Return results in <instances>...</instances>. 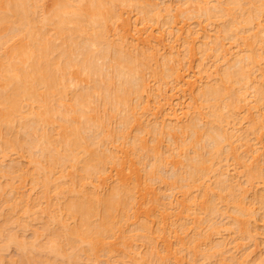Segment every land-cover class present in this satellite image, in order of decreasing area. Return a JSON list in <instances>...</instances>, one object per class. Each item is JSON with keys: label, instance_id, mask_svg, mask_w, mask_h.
Masks as SVG:
<instances>
[{"label": "rangeland", "instance_id": "obj_1", "mask_svg": "<svg viewBox=\"0 0 264 264\" xmlns=\"http://www.w3.org/2000/svg\"><path fill=\"white\" fill-rule=\"evenodd\" d=\"M154 1L156 3L158 1H160L161 4L160 3L159 4H160V7H162V8L163 7L164 8L169 7L172 13L169 10H168V12L171 13L172 16L170 14H168V15L172 18H175V19L173 20L172 18L169 17L172 20V22L170 20L169 21L170 23H168V20H167L168 16L166 15L167 17H164V15H165L164 11L166 10L165 12H167V9L164 10V8H163V14L164 15L162 14L163 15V16L161 15L162 17H160V18L156 17L157 18L156 19L155 16H150L149 19H153V20L147 21L148 18L145 15L144 16L146 18L144 16H142L143 14L138 12V9L136 8V6L131 1H122V2H120L122 5L117 4L119 7H117V5L115 6L116 9H118L117 13L119 14V12H120L121 16L119 17V15H118L117 17L112 19V21L110 20L108 22V25H107L108 40L111 39L109 41H111V42L114 41L113 43H116V42L121 43L124 46V48L128 49V50L126 49L128 52L132 51V53L134 55H135V51H136V54L138 52L139 55L141 52L148 53L146 55H150L152 53V55L154 54L156 57L155 58L153 56V58L155 60H152V61H154L160 65H163V62L166 61V59H168V56H170L169 60H171V61H169V60H167V61H169V68L172 66L171 72L174 73V75H173L170 72L171 75H169L167 77V75L170 71V69H168L167 75L165 74L166 73V71H165L164 72L165 75L163 74V77L161 76L162 74H160V76H159L158 74L161 72L163 73V70L165 69L166 66H164L163 70H162L163 66H161V68L157 67V69H161V71L156 74L157 69L156 70L154 69V68H156V65H155L156 63L153 62L154 64H152L151 61H150L151 62L150 65L152 64L151 67L154 66V68H153L154 70L153 69L151 70V68H150L151 72H148V70H149L148 66H150V65L141 67L142 71H140V73L144 75V83H146L145 84L146 87H143L144 89L142 88V92H140L141 96L138 97V99L136 98L137 97L136 94L133 98H132V96L134 94L131 95L132 103H130L131 107H130L129 111H132L131 112L132 119H134V118L135 119L131 123L132 124L131 128H128V130H127L130 132V137H129V132H127L126 138H123V139L120 138V140H119V138H117L118 139L117 140L115 138L116 136H114L115 140L112 141L111 139H113V136H112V138H110L111 137L110 136L109 138L111 141L109 142V138H108L107 142H109V143H104L105 145L108 144L107 147H105V149L109 150L110 152L105 150L104 147L100 148L102 151L101 150L99 151L97 149L99 152H105L106 151L105 154L107 152L111 153V151H112L113 152L112 154H115L114 155L115 158H113V160L114 159L117 160L116 159L117 156L119 157L118 158L119 161H117L118 164L115 163L116 162L115 160L112 161V158H111L112 154L107 153V155H109L111 158L110 159L111 163H109L110 161H108V160H107L108 165H106L107 161L104 163L106 165V167H104L105 169L103 171V174L100 173L101 175L99 178H96V179L92 178L95 181L92 180L93 181L92 182V181H90L91 180L90 179V180H88V182L85 180L84 181L85 183L82 180L79 181V179L77 177V175H78L77 172L79 171L78 170L79 168H76V167H75L76 169L72 168L73 164L75 166V163H73V161L71 162L72 166H70L71 164H70V162H68L69 163L68 165L70 166V168L68 170L70 172L67 170L66 174L65 173L60 174V173L63 171L61 169L65 170L67 167H69L68 165H59V164L56 165L54 167V169L59 170V171L61 170L60 172L57 171L59 175L57 174V172H55L54 169L52 170L51 173H49L52 175V177L48 173H46V174L49 175L51 177V179H53L54 181L56 179H60V175L64 176V174H65V177H67L66 175L68 174V177L70 179L67 178L68 180H66V178L62 177V179H63L62 182L64 184H66V187L63 183H60V180H58L59 182L57 181L58 183L61 184L60 187L64 186L63 187L64 189H67L68 185H70V184H71L70 185L71 188H73V186L76 187V188L72 189L73 191L70 190L71 188H69V191H67L68 190L67 189V190H65L66 192L65 191L62 192V193H64L65 197H68V195H69V197H68L69 199H68V198H65L61 192L58 193L57 192L58 190H55L56 187H55L54 183H52V184H54L53 187H52V184H50L52 187L51 191H50V189H48L49 190L48 191L47 189H45L43 187L42 180L43 179L45 180V178H46L45 177L46 175H44L45 173L43 174L44 175L43 179H42L43 175L40 176L41 174L37 175L36 172L33 173V170H34L33 168H35L34 167L35 162L32 163L31 160H33V159H30V158H31L32 154H33V157H36L35 155H37V156L39 155L37 149H36L37 154L35 153V155H34V152H31L32 150H30V151L27 150V148H26L27 146H25L26 143H25V145L23 143H17L16 145L19 148H15V144H14L13 147L11 146L12 147L11 149L7 148V149H9L7 151H4V149H1L0 152H2V154H4L5 152L7 153L9 151L6 155V157L1 156L2 161L3 160L5 161V162L4 161L2 162L0 160V163L1 162L3 163L2 165L0 164L1 165L0 169L1 168H2V170L5 169L4 171H1V172L3 173L6 171L9 173L12 169L16 170V172H15L14 176H11L10 174L5 172V174L4 175L2 174V177H0V181H2L5 184L4 185V184L0 183V185H1L0 187H2L4 185V187H5L4 191H7V192H4L2 188H1L2 190L0 189L1 190L0 193H3V192L5 193V194L3 193L4 196L1 195V197H3L2 198L3 200L0 199L2 202H4V203H2L0 201V214H2L1 212L4 208H6L7 206H10L9 204L12 203V201H10V200H13L15 203L18 201L17 204L19 203L18 205L13 203L15 206H13V204H12L13 209L15 207L14 210L17 212H15V211L13 212V210H11V209L9 210L7 208L3 210L4 213L7 215L6 216L3 213L4 214V215L2 214L3 217L6 216L9 219V216H10L9 214H11V218H12V219L10 218L12 220V222L9 221L10 222L9 223L8 219H7V221L4 220V219H6V217H4V218L2 216L0 217V223L4 224L3 222L6 221L7 224L10 225V226H8L7 224H4V225L8 226V227L6 226L7 229H5L6 227L3 225L1 226L3 228V233H7L9 235V233H16V232H14L16 230V231H18L16 233L17 237L23 236L21 238L22 241H25L24 238L26 237V242H31L32 240H34V241H36L35 243L39 242L43 246L44 244L48 243L46 241H48V238L51 239L53 232L59 228V225L61 223H65L66 226L69 223L72 227H74L73 225H75L76 226L75 228L78 227V229L79 228L81 229V227H82L81 218L78 219V217L72 216V215H70L71 217L70 216L68 217L67 216L68 212H65L64 213L65 215L62 216L63 215L62 211L64 209L67 210L68 205H70V203H72L71 200L73 201V198L76 195L78 197L77 190L81 189V191H83L82 187L84 186V189H86V190H84L85 191L84 194L88 195V191L92 190L93 194H95V195L100 194L102 197V196L106 195L107 192L109 194L110 189H111V187L114 186V184L117 185L118 183H121L119 185L122 186L124 183H126V184L129 183L128 186L131 185L132 186L131 188L132 189L134 188L133 189L134 191L132 190L134 192L132 194L133 196L130 195V193H129V195L124 197L123 194L121 193V194H118V196L116 195L117 198H115V199L118 200L120 198H125V200H126V198H128V196H131L132 198L127 199V202L130 205H134V206L131 207L132 211L127 210L129 208V207H127V209L126 208L125 209L120 208L121 212H120V209L114 212L115 223H116V226H115L114 231H113L114 233H111L112 237H111V235L110 236L106 235V237H110L109 239L112 238L111 240L114 241L113 243H111V240H106V246L109 250L105 246L103 247V245H105L104 244L105 241L103 240L104 242H102V246H100V249H101V247H103V249L102 250L97 249L98 250L97 252L99 254L97 255V252L95 253V251H94L96 256H94V254L90 253V257L89 256L87 257V255H89V248H87V247L90 246V244L87 245V244L82 242L79 244V245H81L80 250L88 249L87 250L88 254L85 253L86 255H82L80 253L81 256H80V254H79V256L81 257V261H80V257H79V260H77V261H80L82 264L83 263L84 264L85 263L86 264H125V263L126 264H128V263L129 264H155V263L156 264H215V263H217V264H222V263L223 264H264V199H263L264 198V104H262V105L255 104L256 107H252L254 105V97H252L253 96L252 93H254L253 92L254 91L253 85L254 86L255 85H261V84L264 85V32H263L264 31V28H263L264 27V18L262 15H260L262 17H260V16H259L260 18L258 17L259 21L256 20L255 21L256 23L251 24L250 27H249V25L244 26V28L246 27L245 29L242 28L243 26H241V25H237L236 27H233L232 28V32H234L233 35L237 34V36L235 35L236 37L231 38V39H228V37L229 36L231 37V35H229L226 38L224 36H222L225 39L224 40L221 37V35H223V34H221L222 32L220 29V27H221L220 23L225 26L232 21V17L227 16L224 18H217V19H212V21H209V20L207 21L206 17L201 16V14L197 15L199 13H198V11H196V7H197V5H200V6L202 5L201 0H198L200 3L197 0H193V1L191 0L192 2L190 0H165L164 2H163V0H154ZM204 1H209V5H217V4H220V2H222L220 0H204ZM54 3H55V0H46V3H44L46 6V7L44 6L45 7L44 9H45L47 14L52 11L50 8L53 9V7L55 5ZM184 4H186V5H184ZM200 6L198 8H200ZM135 8L137 10H135ZM158 8H159V6H158ZM183 8L186 9L185 15L184 16L177 15L178 12L180 11V9L184 10ZM263 15H264V13H263ZM175 16L176 17L178 16V17L176 18ZM113 20H116V21L113 22ZM218 24L220 25V27H218ZM247 27H249V28H247ZM48 29H50V28L48 27ZM48 32H50V34H52V35L49 34L46 36H49V38H51V41L52 42L54 41L55 43L54 42L53 43L57 44L58 47L62 46L61 45L63 43L62 37H61V39H60L61 41H60L59 36L55 35L56 38L58 37L56 39L54 36V33H52L51 30H49ZM48 32H46V34H48ZM216 32H217V34H216ZM219 32H221V33H219ZM259 32H261V33H259ZM218 33L221 35H219ZM256 34H258V37H260L259 40H262V41H258V37ZM218 35L220 36L221 39L219 38ZM217 36H218L219 40H221V44L222 43H224V44H222V45L220 44L221 48L223 47L222 51H221L222 54H221V56H216L219 58L217 60H215L216 58H213L214 57L213 53L215 54L217 51H215L212 48V46H214V45L209 46V44L211 45V43H209V41L216 38ZM251 36L252 37L256 36L257 40L255 38L253 40V38ZM53 37L56 40L53 39ZM177 38H179V39H177ZM222 40H224V41L222 42ZM203 41L204 42L207 41L209 43L208 46L211 47L212 50H214V51H212L210 49V51H212V52H205L206 50H204V52L202 51L204 54L205 53L207 54V55L205 54L204 56H202V52H199L200 50H203L202 47L206 46V45H204L205 43L202 44ZM212 41H213V43L215 42L214 40H212ZM251 41L254 42L253 47L255 48L254 51H253V49H252V51L254 53L257 52L256 54L259 53L261 55L260 59H258L257 60L258 62L256 61V64H255L256 68L254 70H258V71H255L256 75L255 74H253V76L250 75L251 76L250 78H252L251 81L254 79L253 77H255V79H254L255 82H251V81L247 82L245 84V86H243V85L241 86L242 92L238 91L239 93H241V95L239 94L240 95L239 100H241V103L239 102L241 105L240 107H242V108L245 107V108H243V109L238 108L239 110L235 111V112H237V115L234 112V115L237 116L235 118L236 120L233 118L235 121L231 120L230 121L231 124L228 123V125L226 124V126L225 125L223 126V124L220 123L225 131L228 129L227 131H229V134H230V132L235 133L237 139L232 138L233 140H230V138H231L230 137L229 140L232 141V143H231L232 147H234V145L237 146L238 150L236 149V152L238 154L235 153L236 156H239V155L240 156H239V158L236 159L235 158L236 156H232L231 152H228L229 153L228 155L225 153V155L227 157L225 156L223 158V161L221 160V162H225L224 167L226 169L223 167L222 173L220 172L221 166L216 165L217 162L216 163L214 162L215 164L214 163H212V164H213V166L216 165L215 168L211 169L210 172L208 170L204 171V174H207V176H205V178H203L204 176L201 177L202 181L200 180V178L197 179L199 181L187 180L189 182L193 181L194 183L190 182L189 187L187 185L185 186L184 184L185 183L187 184L188 182H186V180H184L183 178L180 179L179 176L181 175V173L179 175L178 172H181L182 170L185 171L184 166H186V163L188 162L187 159L190 157V155L192 156V155L197 153V152L194 153V150L198 149V151L203 150V152H204L205 149H208L207 148L208 146H210L209 148H211V145L209 143L210 139H208V135L207 136H204L205 134L201 135L202 132L205 133V131H208L207 130L208 128L205 129L206 125L208 124L206 122L209 121V123H210L211 118H210V114L206 108L208 106L205 107V105H203L201 102L202 99H201V96L199 94V89H201V91L203 90L201 87H203L205 89L204 85L207 83L208 84L211 83L212 85L215 82L220 83L221 77L223 78V76H221V75L222 74L224 75V73L220 72V70L223 71L222 69H225V68L227 69L228 66L230 64H232L235 60H238V58H243L242 56L246 55L244 57L246 59L247 54H250L252 52L251 51L250 53H248L249 49L247 47V42L249 44V42L251 43ZM255 44H257V46H255ZM190 47L193 48V51ZM209 47H207V48H209ZM91 48H93V50L98 49L95 46H92ZM190 49H191V51H190ZM208 51H209V49H208ZM57 52L60 53V51H57ZM164 53H165L166 59H164ZM54 55H55V53H54ZM139 55H135V56H139ZM58 56L59 55L56 53V55L54 57H58ZM208 56H210V57H208ZM79 58H81V56H79ZM156 59L158 60V62ZM77 60H78V58H77ZM214 60L217 62L216 64L214 63ZM108 61L110 62V59H108ZM103 62L104 61H102V60L98 61L99 64L103 63ZM249 62H252V61H249ZM106 63H108V62H105V67H106ZM110 64L114 65V66H112V65L111 66H112V69L115 70L116 66H115L114 62L113 63L111 62ZM164 64H166V62H164ZM250 65H252V64L250 63ZM108 66H109V68H111V66L109 64H108ZM253 66H254V63H253ZM253 66H251L250 69H252ZM76 68H77V66H76ZM76 68H74L75 72L74 71L73 72H74V74L76 73L77 75L75 74L76 76H74L72 74V76L76 77L77 79L74 78L75 81L74 80L73 81L75 83L71 80L72 81L71 83L73 85L69 84L70 85V87H69L70 93L78 90V88H80L81 90H84V89L89 88L91 86V81L89 80L87 75L82 73L80 70L78 71ZM167 68H168V65H167L166 69ZM70 69H71V71L73 70L72 68H70ZM103 69H105V68H103ZM174 69H175V71L173 72ZM250 69H248L249 70L248 72H251L250 74H252V70L250 71ZM105 70L109 71V69H105ZM71 71H70V74H71ZM110 71L108 73L105 71V73L111 74V75L115 74L114 71H111V72ZM152 71L155 72L154 73L155 77L153 76ZM205 71H206V73H205ZM220 73H222V74H220ZM156 75H158V76H156ZM164 76L167 77V78L165 77L166 80H165ZM172 76H174V80L172 79L173 78ZM200 79H202V80H200ZM76 80H77V82H76ZM116 80H117V78H115V81ZM192 83L195 84V85L193 84L194 90H189V88L191 87L190 85H192ZM263 85H261V86H263ZM237 87H239V85H236V88ZM190 89H193V88H190ZM201 91H200V93H201ZM198 96H199V99H197ZM93 99H94V97H93ZM97 99L98 98L96 96L94 100L97 102L91 103L92 109H90V110H92L93 112L92 111L90 112V110L87 109V110H89V113H91L90 116L92 117L93 121L96 122L97 120L102 119L101 122H103L104 124L107 125V126L105 125L107 127V128H105L106 130L109 131V130L113 129V133H115L114 129H116V131H117L116 133H118V127H119V132H120V126L118 125V123L120 121V119H119L120 116L122 118V114H120V116H119V113H121V112L118 111V115L114 117L113 113H115V112L117 113V110L114 109V107H109L110 105H106V108H108V113H106L107 110H106V112H103L104 109L100 108V106H103L104 104L103 103H101V105L98 104L100 102ZM136 99H137V101H136ZM170 99L172 100L171 102H173L174 104L169 101ZM200 99H201V101H200ZM65 100H66L65 102H67V104L69 105L70 104V98L67 97V99H65ZM90 101H91V98H90ZM100 101H101V99H100ZM198 102H201V103H198ZM203 103H205V102H203ZM201 104L204 107L200 106ZM25 105H27V104H25ZM98 105H100V106H98ZM132 105H133V107H132ZM135 105H136V107H134ZM36 106H38L37 103L30 104L29 106L28 105L24 106L25 108L27 107L26 109H28V111L24 109V110H22V114L25 113V115H26V113L29 114L33 110L34 111L38 110V107H36ZM96 106H98V107L96 108ZM170 107H174L175 110L177 111L176 113H177L178 117H177V119L175 118L176 120L170 119V116L173 114V111H174V109L170 110ZM236 107H238V106H236ZM0 108H1V106H0ZM177 109H179V110H177ZM112 110H113V112H112ZM210 110L211 109H209V111ZM227 110L224 109V111H226L228 114ZM232 110H234V109H232ZM24 111H27V112H24ZM133 111L135 112V114ZM111 112H112V115H111ZM74 113L75 112L70 113V115L68 116L69 121L62 119L61 117L54 116L53 118H51V120L48 121L46 128L48 129V131L52 135L55 134V136H58V134H59L58 132L64 133L68 130L70 132L69 128H68V130L67 129L62 130L61 127L58 125H59V123H66V122H67L66 124H68V125H70V124L71 125H76V124L78 125L79 122L84 121V120L80 119L82 117L77 116V114L73 115ZM169 113H170V115H168ZM229 113H231L230 110H229ZM205 114H206V116H205ZM207 114H209V116ZM100 115L102 116V118ZM103 115L105 117H103ZM109 115H111V116H109ZM228 115H230V114H228ZM74 116L77 118H74ZM109 117H111L112 119H110ZM113 117H114V119H113ZM173 117H176V116H174V114H173V116H171V118H173ZM99 118H101V119H99ZM106 118H109L108 119L109 122L107 121ZM251 118H253L255 120L257 119L256 121H258V123H259L258 128L256 130L252 131L253 133H251V131H250V129H251L250 127L252 125L250 123ZM75 119L76 120L78 119V120L76 121ZM253 119H251L252 120L251 122L255 121ZM80 120H82V121H80ZM147 120L149 121L148 122L149 126L147 125ZM101 122H99V123H101ZM227 122H229V121H227ZM233 122H234V125H237V126L232 125ZM103 123L101 124V126L103 125ZM120 123H121V121H120ZM153 123L155 124L154 126H153ZM157 123H159V124H157ZM235 123H238V124H235ZM142 124H144V125H142ZM146 125H147V127H146L147 130L145 129ZM150 125L152 126V128H154V130L158 129V130H156L158 132H156V131L154 132V130H153L154 133H152ZM194 125H195V127H194ZM209 125L210 124H208V126ZM217 125H218V123H217ZM13 126H15V125L13 124ZM155 126H157L156 129H155ZM190 126H192V127H190ZM227 126L229 128H227ZM11 128H13V127H11ZM18 128H20L21 131H23L20 124L19 123L17 124V122H16V126L14 127V132L19 134L20 131L19 132L17 131V130H19ZM122 128H123V125H121V130H122ZM195 128H197L196 131L198 130L197 133L194 130ZM239 128H240V130H238ZM4 129H6V127L5 128L3 127V129L1 128V131ZM53 129L55 130V132ZM160 129H161V132L163 131L164 134L160 133ZM204 129H205V131H203ZM234 129H236L237 131ZM246 129H247V131H245ZM5 131H7V130H5ZM87 131L83 132V134H85V133H86V135L92 134V132L87 133ZM147 131L149 132V134ZM12 132H13V130H12ZM23 132H20L19 136L21 135L22 137H25L26 134L25 133L22 134ZM110 132H112V131H110ZM244 132H248V134L245 133V136H244V134H243ZM56 133H58V134L56 135ZM109 133H108V135H109ZM210 133H212V132H210ZM196 134H198V135L196 136ZM206 134H207V132H206ZM134 135H137V137H139V139H142L143 143H145L147 146H153V147L155 146L156 147V145H157L158 147H156V148L159 149L158 151L156 149L157 155L160 151L159 154L162 155V159L164 158V156H166V158L163 160V162H165V160H166L167 166H165L164 163H163L164 164L163 166L160 165L162 167V169L160 168L161 170L159 169V172H161V173H159L157 171L158 173H156L157 174L156 177L155 176H153V178L149 177V173L152 172V171L149 172V169H150L149 164L154 162V161H152L154 159V156H153V158H151V156H149L150 157L149 158L147 156L149 154L146 153V152H148V150L146 151V149L142 150L141 151L142 153L139 152L140 153L139 155L137 153H134L131 150L133 142H134V137H135ZM153 135L156 136V139L158 138L157 139L158 141H156V139L154 140L155 137ZM159 136H160V138H159ZM191 136H192V138H191ZM230 136H231V134H230ZM239 136L243 137V139H245V140L241 139ZM198 137H199L200 141L198 140ZM1 140L3 141V139H0V141ZM206 140H209V142L207 141V143H209L208 145L206 143ZM194 142H196L195 145L192 144ZM227 143L228 142H226L224 144L228 145ZM241 143H244V144H241ZM202 144L207 145L206 148L204 147L205 149L203 148ZM191 145L194 146L192 149L190 148ZM239 145H242V146H239ZM185 146H188V147H185ZM23 147H25L26 149ZM28 148H29V146H28ZM184 148L187 149L188 151L185 150ZM103 149L105 151H103ZM227 149L228 148H225V152L229 151ZM10 150H11V152H10ZM15 150H16V152H15ZM25 150H27L28 152ZM168 150H169V152H168ZM22 151H24V152H22ZM244 151H247V152H244ZM29 152H31V153H29ZM187 152L188 153L190 152V155ZM192 152L194 154H191ZM26 153H28V154L26 155ZM186 153L188 154V156H187L188 158H185ZM141 154L143 156V158L141 157L142 159H140ZM201 154H204V156L206 155L205 157H207L208 151L206 153V150H205V152L201 153ZM248 154L249 155L253 154V155L249 156ZM145 155L147 156V158H149L148 160L145 157ZM150 155H154V153H151ZM161 155L159 157H161ZM229 155H230V159H229ZM114 156H112V157H114ZM208 156H209V154H208ZM231 157H233L236 161H234V159H232ZM240 157H242L243 160H245V161L240 160ZM150 159H152V160L149 161ZM167 159H168V161H167ZM120 162L123 164H121ZM148 162H150V163H148ZM181 162H183V163L186 162L185 165L183 166L184 167L183 169H182L183 164ZM178 163L182 164V165H179ZM208 164H209V162H208ZM217 164H219V163H217ZM220 164L223 165V163H220ZM3 165H4V167H3ZM32 165H34V166H32ZM177 165H179V166L177 167ZM243 165H244V167H243ZM9 166H11V167H9ZM57 166H58V168L60 167L61 169L60 168L57 169L56 168ZM76 166H78V165H76ZM164 166H165V168H164ZM219 168H220V171H218ZM251 168H254V170H256L255 171L256 173L254 172L253 169H252L253 171H250ZM167 169H169V170H167ZM177 169L180 171H177ZM216 169L220 173L217 174ZM20 170L21 171L23 170V171L21 172ZM247 170H249L250 172H254L255 174H258L259 179H257V178L255 179V177H254V179L253 178L249 179V177H248L249 175H248V173H246V172H248ZM19 171H20V173L24 172V176L23 175L21 176V178L23 177L22 178L23 180L21 178H19V180H18V175L20 174V173H18ZM27 171L29 173H27ZM30 171H31V175H32L31 177H33V179L30 178ZM75 171H77V172H75ZM175 171H177V172H175ZM212 171L213 172L216 171L215 173L217 175H214L212 173ZM223 171L225 172L224 174H223ZM104 172H106V173H104ZM166 172H168V173H166ZM183 172H182V176H184V174H185ZM35 173H36V175H35ZM72 173H73V175H76L75 173H77V175L72 176ZM174 173H176V175H174ZM156 174L154 173V175H156ZM162 174L164 175V177ZM221 174H223V175H221ZM5 175H7L9 177H4ZM35 176H37L38 179H42V180L41 181L40 180L35 181V179H34ZM98 176H99V174L96 177H98ZM220 176H222V177H220ZM37 177H35L36 180H38ZM56 177H58V178H56ZM73 177L74 178L76 177L78 179V181H77V179H74ZM219 177L223 181L224 180L228 181V179H230L229 177H231V178L233 177V179H230L229 181H232L233 183H235L237 185L236 190L241 193L243 203H244L243 205L244 206L246 205L245 209L249 208V210L247 209L248 212L246 210L248 215L243 216L242 214L238 213L239 214L238 217H242L243 219H247L246 221L249 223H247L245 228L248 229L250 234L247 233V231H246L247 234L244 232L242 233L244 235L238 234L239 232L241 233V231H239V229L235 228L236 226L234 224L230 223L232 221L229 220L230 217H229V219L227 217L232 215L230 213V212H232L231 211L232 206H229L227 199H226L227 198L226 196H225L226 198L221 199L222 201L221 200L217 201L218 205L222 204L221 205V211L223 210L222 212L224 213L223 217H222L223 219H221V220H220V218H221L222 214H219L221 211L218 213L219 216L221 215L219 218L214 217L215 222L217 221L219 223V225L216 224V226H218L217 227L218 229H216L217 231L214 229H209L211 227L208 226V222H207L208 217L206 218V220L203 221V217L205 219V216L207 215L206 212H203V210H204L203 209V207H204L203 201H205V199H206L205 197L208 196V199H209L210 197L214 196V195L212 196V194H215L217 191L219 192L218 189L215 192L216 186L214 185L216 182L215 180H218ZM20 179H21V183H20ZM64 179H65V181H64ZM72 179L74 182L76 180V182H78V183H75L76 185H73L74 182H72ZM178 179H180V180H178ZM49 180H50V178H49ZM67 181H68V183H67ZM48 182H50V181H48ZM57 182H55V183H57ZM79 182H81L80 183L81 188H80ZM130 182L133 184H131ZM36 183H38V185ZM86 183L88 184V186L83 185ZM18 184L21 185L20 189H18V188L16 189L15 185H17V187L20 186V185L18 186ZM77 184H79V185H77ZM12 186H14L15 188H13ZM37 186H39V187H37ZM11 187L13 190H15V192H13V191L9 192ZM54 187H55V189H54ZM88 188H89V190H88ZM59 190H61V189H59ZM47 191L50 194L49 196L52 195L51 197L48 196ZM71 191H72V193H71ZM81 191H79V192H81ZM12 192L14 193V195L12 194ZM17 192H19V194ZM23 192H24V194H23ZM74 192L77 194H75ZM90 192L91 191H89V193ZM206 192H208V195L206 194ZM54 193H57L55 195H57L58 198L60 197V195H61V197L58 199L57 197H55ZM73 193L75 195L72 197L71 195ZM39 194H40V196H38ZM209 195H211V196H209ZM15 196L18 197V199H20L22 196V198H24V199H22L21 201H24L25 204L23 202L21 204V201L19 202V200L16 199ZM253 196H255V197H253ZM259 196H260L261 200H260V198H258ZM77 197H75V199H77ZM10 198H12V199H10ZM13 198H15L16 200H14ZM48 198L49 199L51 198L50 201L53 200L55 205L52 204V201L50 202ZM56 198L58 200H63V202L61 203L60 201L58 202V200L56 201ZM6 199H8V200H6ZM38 199H40L39 200L40 202L41 201H44V202H41V204H40V202L37 201ZM224 199H225V202H227V203H224ZM256 199H259V202ZM47 201H49V202H47ZM66 201L68 202V205H67ZM56 202L58 203V205L56 204ZM155 202H157L158 204ZM220 202H222V203H220ZM59 203H61L60 206H59ZM65 203H66V205H64ZM229 203H231V202L229 201ZM2 204H3V207H2ZM4 204H5V206H4ZM62 204L64 205V207L62 206ZM21 205H23V207H24V205L25 206L27 205L26 207H29L30 209H28V210L26 208L21 209ZM31 205L34 207H32ZM48 206L49 207L52 206V207H50L48 209ZM55 206L57 207L56 209H55ZM65 206H67V207H65ZM228 206L230 207V209L228 208ZM53 207H54V209L51 212L50 209ZM58 207H60V208H58ZM224 207H226V208H224ZM39 208H41V209H39ZM42 208H44V209H42ZM37 209L42 210L41 212L43 214L40 211H38ZM46 209H47V211H46ZM60 209H61V211H60ZM5 210H7V211L9 210V212L7 213ZM23 210L25 212L27 210L28 213L30 211L34 210L33 211L34 215L36 214L35 213V210H36L40 214L37 213L38 216L35 217L34 215L31 214L32 213L31 212L30 213L31 215L29 214L30 215L29 216V215H27V212L25 213ZM55 210H58V211H56V213H55ZM126 210H127V212H126ZM225 210H227V211H225ZM122 211H123V213H122ZM250 211H251V213H250ZM228 212L230 215L228 214ZM21 213L22 214L24 213L25 216L22 217ZM51 213L57 214L58 218L61 216L60 217L61 221L59 220L60 224L56 225L59 221L55 220L56 216L53 214L54 215V217H53V215ZM124 213H125V215H123ZM233 213H236V210L233 211ZM58 214H59V216H58ZM97 215H96V218L95 217H93V218H95L94 223L97 222V224H98L100 219H99V217H97ZM178 215L181 216L182 218L180 219V217ZM39 216H40V218H38ZM65 216H67L66 218H68V219L70 218L72 222L70 221V219H69V221H68V219H65L64 218ZM99 216L101 217V214ZM215 216H218V215L216 214ZM224 216H225V218H224ZM248 216H250V217H248ZM17 217H18V219H17ZM31 217H35V218H32V223H31ZM232 217L234 218L235 216H232ZM232 217H231V219L234 220ZM14 218L16 220H14ZM19 218H22V219L19 220ZM36 218H38V219H36ZM93 218H92V220H93ZM40 219H42V221L43 220L44 221L42 222ZM96 219H98L99 221ZM17 220H19L21 222H18ZM34 220H36L37 222ZM76 221L77 222L79 221L81 223V227H79L80 223L79 222L76 223ZM222 221L225 222L227 224V226ZM15 222H17V223H15ZM33 222H35V223H33ZM55 222H57V223H55ZM220 222H221V224H220ZM18 223H19L18 227H21L20 223L26 225L25 227H23L24 225L22 226L23 228H26L25 229L26 231H22L23 229L21 227L20 232H19V228L17 226H15ZM30 223L32 224V226ZM222 223L224 225H222ZM12 224H14L13 227H15V228L12 227L13 229L11 228ZM42 224H44V225L42 226ZM45 224L47 226L49 225V227L52 225L50 227L51 230H50L49 234H47L48 230L47 231L44 230V229H46ZM147 224L150 226L149 231H145L143 228H141L142 225L144 226ZM122 225H124V226H122ZM37 226H39V229H37ZM56 226H57V229H56ZM233 227H234V229H233ZM140 228H141V231H140ZM219 228H221V229H219ZM40 229H42V230L39 231ZM4 230H7V231L5 232ZM8 230H10V232ZM33 230H35V232ZM45 231H46V233H43ZM199 231L201 232V234ZM32 232H34V234ZM217 232H219V233H217ZM36 233L39 234L41 237L38 235L36 238ZM51 233H52V235H51ZM135 233H136V235H135ZM138 233L141 235L148 233L147 235H149V237L148 236L145 237L146 239H143L142 237L139 238ZM198 233H199V235H198ZM7 234H6V236L8 237ZM45 234H47V235L45 236ZM113 234H115V235H113ZM126 235H129V236H126ZM207 235H208V237H207ZM248 235H250V236H248ZM2 236L4 237V240H3V238H1L2 243H3V241L6 242L7 238L5 240V237H6L5 234H3ZM2 236L0 235V237H2ZM33 236H34V238H33ZM125 236H126V238H125ZM46 237H47V239H46ZM106 237H105V239H107ZM31 238H33V239L31 240ZM124 238L126 241L124 240ZM128 238H130V239H128ZM141 238L143 240H140ZM147 238H148V240L150 239L151 242L146 241ZM1 239H0V241H1ZM18 239H20V238H18ZM21 240L19 241V243L22 242ZM40 240L42 241V243L40 242ZM144 240L146 242H144ZM191 240H194L193 241L194 243L193 242L189 243V241H191ZM34 241H32V242H34ZM79 242L80 241H78V243ZM220 242L224 245H226V244L227 245L221 246L224 249L223 248H220L219 250L217 249L215 258L212 259V257H207L204 255L205 253L208 252L209 246H211V245L214 246V244L216 245V243L220 244ZM126 243H127V245H126ZM128 243L130 245H128ZM145 243H147V244H145ZM40 244H38V245H40ZM182 244L185 247H182ZM184 244H186V245H184ZM16 245H14V247ZM41 245H40V247H42ZM99 245H98V248H99ZM108 245H111L113 250H112V248L110 249L109 247H111V246H108ZM187 246H188V248H187ZM14 247H12V248L9 247L11 250L10 249L8 250V248L2 249L4 251H2L0 253V256H2L1 258H3V260L5 258L8 259L9 257H13V259L9 258L7 262H5L6 260H4V262L2 260L1 264H2V262H3V264H6V263L11 264L12 262H10V261L14 260L15 257H19L20 255L25 256L24 255V254H26L25 250L21 253H18V251H16V250L17 249L19 250V248L15 247V248H17L15 250ZM36 247H37V244H36ZM40 247H37V248L40 249ZM219 247H217V248H219ZM37 248H36V251H37ZM66 248H68L65 251L66 253H67V251H68V253H70V251H72V249L70 250V248L68 246H66ZM104 248H106L105 251H103ZM5 250H8V251H5ZM110 250L113 252H111ZM83 251H82V253H83ZM128 251H129V253H128ZM28 252L30 253V251H28ZM28 252H27V257L30 256V258H32L31 255L34 257L38 256L39 258L38 259L36 258L37 260H43L44 261V259H42V258L43 257L45 258L46 256H47L46 258L49 257V258H51V260H52V258L53 259L55 258V256L53 257V254H51V253H47V254L51 255V257L49 255H47L46 253H44V250H43V252L41 250L40 251L41 253H35L32 251L33 254H31V255H29ZM90 252H93V251H91V249H90ZM124 252H125V254H124ZM42 253H44L46 255L44 256V254L42 255ZM1 254H3V255H1ZM34 254H36V255H34ZM150 254H151V256L154 255V257L151 258ZM122 255L125 257H123ZM162 255L165 258H163ZM21 256L19 258H21ZM158 256H161V257H158ZM40 257H42V258H40ZM24 258H26V257H24ZM33 258L31 259V262H32ZM46 258H45V260H47ZM62 259L65 260V262ZM158 259H159V261H158ZM58 260H59V262H57V264H60L61 262L65 264L66 260L68 261V259L62 258V257H61V259L59 258ZM85 260H87V261L85 262ZM18 261L19 260L17 259L15 262L19 263ZM26 261H24V263ZM154 261H155V263H154ZM156 261H158V263ZM80 262H74L73 264H76V263L81 264ZM12 264H14V262ZM25 264H30V263H28V261H27ZM32 264H34V262H32ZM67 264H69V261ZM70 264H72V263H70Z\"/></svg>", "mask_w": 264, "mask_h": 264}, {"label": "bare ground", "instance_id": "obj_2", "mask_svg": "<svg viewBox=\"0 0 264 264\" xmlns=\"http://www.w3.org/2000/svg\"><path fill=\"white\" fill-rule=\"evenodd\" d=\"M122 1H131L136 6V8L138 9V12L142 13L143 14L142 16L145 15L148 18L147 21L148 20H153V19H149L150 16H155V18L156 17L160 18V17H162L164 15L163 14V8L164 7L163 8L160 7V4H161L160 1H158L156 3L154 0H143V1L142 0H55V3H54L55 5H54L53 9L50 8L52 11L50 13H48V14L46 13V11L44 9L46 7L45 4H44V3H46V0H0V106H1V108H0V139H3V141L2 140L0 141V150L4 149V151H7V150H9L7 148L11 149L14 144H15V148H19L16 145L17 143H23L24 145L26 143L25 146H27L26 147L27 150L28 151L32 150L31 152H34V155H35V153L37 154V151H38V154H39L38 156L35 155L36 157H33V154H32V156L30 158V159H33V160H31L32 163L35 162V166L32 165L35 168L32 167L34 169V170L33 169L32 170H33V173L36 172L37 175L41 174L40 176H42L45 173L44 175H46L45 176L46 178L44 180L43 179L44 175H43L42 176L43 180L42 179H38L37 176H35V177H37L38 180H36L35 177H34V179H35V181H39V180L41 181L42 180V185L47 190L50 189V191H51V188L55 184L56 189H55V187H54V189L58 190L57 191L58 193L59 192L62 193L63 191H65L67 189H68L67 191H69V188H71V186H70L71 184L68 185L67 189H64L63 188L64 186L60 187V185H61L60 183H63L62 182V180H63L62 177L66 178V180H68L67 179V178H69L68 174L66 175L67 177H65V174H66L67 170L70 168V166H72V164H71L72 161H73V163H75V166L73 164L72 168H74V169L79 168L78 169L79 171L77 170L78 172L75 171V172L78 173V175H77V173H75V174L77 175L79 181L82 180L84 182L86 180L88 182V180H90V179H91L90 181H92V180H94L96 178H99L100 175L103 174V171L105 169L104 167H106V165H108V161H110L109 163H111V160H110L111 158H112V161L115 160V159L113 160V158H115V156H114L115 154H112L113 153L112 151H111V153H109L110 151L105 149V147H107L108 144L105 145L104 143H109L111 140L114 141L115 140L114 136H116L115 137L116 139L119 138V140H120V138L121 139L126 138V134H127V132H129L127 130H128V128H131V125H132L131 123L135 119L134 117H133L134 119H132V116H131V112L132 111H129L130 107H131L130 103H132V98L135 96V94L137 96L136 98L138 99V97L141 96L140 92H142V88L146 87L145 86L146 83H144V75L140 73V71H142L141 67L150 65L151 62H152V64H154L156 62L152 61V60H155L153 58V56L155 57V55L154 54L152 55V53L150 55H146L148 53L141 52L140 55H139L138 52L136 54V51H135V55H139V56H135L132 53V51L128 52L127 51L128 49L124 48V46L121 43H117V42L113 43L114 41H112V42L109 41L111 39L108 40V35H107L108 22L110 20L112 21V19H114L118 15H119V17L121 16L120 12H119V14L117 13L118 9H116L115 6L117 4L118 5L119 4L122 5L120 3ZM164 1L165 0H163V2ZM220 1H222V2H220V4L209 5V1L201 0V4L202 5L201 6L197 5L196 11H198V13H199L197 15L201 14V16L206 17L207 21L208 20L212 21V19L224 18V17H227V16L232 17V21L229 24L224 26L223 24L220 23L221 27L223 26L222 28L218 24V27H220L221 32H222V33L221 32H219V33L223 34V35H221V34L218 33L219 35H221V37L224 36L226 38L229 35H231V37L229 36L228 39L234 38V37L237 36V34H235L236 36L233 35V33H234V32H232V28L233 27H236L237 25L243 26L242 28H244V26H246V25L247 26L249 25V27H250L251 24L256 23L255 21L258 20L260 17L263 16V18H264V15H263V13H264V0H224V1L220 0ZM118 5H117V7H119ZM184 5H186V4H184ZM158 6H159V8H158ZM199 6H200V8H198ZM136 8H135V10H137ZM165 9H167V12H165L166 11ZM181 9H180V11L178 12L177 15L184 16L185 13H186V9L185 8H183L184 10H181ZM164 10H165L164 11V13H165L164 17L168 16V18H169L170 16L168 14H170L172 16V14H171L172 12H171L169 7L168 8L167 7L164 8ZM168 10L171 13H169ZM260 15H262V16H260ZM168 18H167L168 23H170L169 21L171 20L170 18H172V17H170L169 19ZM172 19L174 20L175 18H172ZM114 21H116V20H113V22ZM171 22H172V20H171ZM48 27L50 29H48ZM249 27H247V28H249ZM49 30H51L52 33H54V36L55 35L59 36L60 37L59 40L62 37V39H63L62 42L63 43L62 44L60 43L62 46L58 47L57 44H54L55 43L54 41H53L54 43L51 41V38H49V36H46V35L50 34V32H48ZM46 32H48V34H46ZM217 32H216V34H217ZM259 33H261V32H259ZM50 35H52V34H50ZM256 35L258 37V34H256ZM218 36L216 37L217 39L216 38L212 39V40L215 41L214 43H213L212 40H211L212 42L209 41V43H211V45L207 41L206 42L203 41V43H202V44L205 43L204 45H206L207 47L214 45V46H212V48L215 51H217L216 52L217 54L213 53L214 57L213 56L212 57L216 58L215 60H217L219 58V57H216V56H221V54H222L221 51H222V48H223V47L221 48V45L224 44V43L221 44V40H219L220 36H219V38H218ZM257 37L255 36V37H252V38H253V40H254V38L257 40ZM55 38H56V36H55ZM55 38L53 37V39H55ZM177 39H179V38H177ZM222 39H224V38L222 37ZM259 39H260V37H258V41H262V40H259ZM224 40H222V42ZM253 43L254 42H252V41H251V43L249 42V44L247 42V47L249 49L248 53H250L252 51V49L254 51L255 48L253 47L254 46ZM208 44H209V46H208ZM92 46H95L98 49L97 50H95V49L93 50V48H91ZM206 46L202 47L203 50H200L199 52H202V51L204 52V50H206L205 52L214 51V50L211 49V47L207 48ZM255 46H257V44H255ZM191 49L193 51V48H191ZM191 49H190V51H191ZM208 49H209V51H208ZM210 49L212 51H210ZM57 51H60V53L57 52ZM253 51L251 52L253 55L251 53L247 54L246 59L244 58L246 55L242 56L243 58H238V60H235L232 64H230L228 66L227 69L225 68L226 70L225 69H222L223 71L220 70V72L224 73V75L222 73H220V74H222L221 76H223V78L220 76L221 77V82L218 80L221 84L218 83V82L213 83V85L211 83L210 84L207 83V84L204 85L205 89L203 87H201L203 89L202 91H201V89H199V94H200L201 99H202V101H201V99H200V101L202 102L203 105H205V107L206 106L209 107V108L208 107H206V108H207V111L209 112L210 118H211L210 119V123H209V121L206 122V123L210 124L209 125L210 127L208 126V124L205 127V129L208 128L207 129L208 131H205V129L203 130V131H205V133H203L201 130L200 131L202 132L201 135H204V134H205L204 136L208 135V139H210V142H209V140H206V143L208 141L210 143V145H211V148H209L210 146H208L207 147L208 149H205L206 146L209 143H207V145L206 144L205 145L202 144L203 148L205 147L204 149L206 150V153L208 151L209 156L207 154V157H205L206 155L204 156V154H201V153H204L205 150H204V152H203V150H200L201 151L200 152L197 149V150H194V153L197 152L196 154H194L193 152L191 153V154H194L192 156L190 155V152L189 153L187 152L190 155V157H191V158L189 157L190 159L187 157L188 154L186 153V157L185 158H188L187 159L188 162L187 163L185 162L186 166H184L185 163H183V162H181L183 165L178 163L179 165H182V169L185 167V171L182 170L181 172H178L179 175L181 173V175L179 176L180 179L183 178L184 180H186V182H188L187 184L186 183L184 184L185 186L187 185L189 187L190 186V182L194 183L193 181L189 182L187 180H197L199 178L201 180V177H203V176H204L203 178H205V176H207V174H204V171L208 170L210 172L211 169H214L216 165L221 166L220 167L221 171H220V168H219L218 171H220L222 173V168L225 166V164H224L225 162H221V160L223 161V158L226 156L225 153L228 155L229 154L228 152H231L232 156H236L235 153H237L236 152L237 146L234 145V147H232L231 146L232 141H230V140H233L232 138H236V135H235L234 132L233 133L230 132V134H231V136H230L229 131H227L228 129L226 130L228 132L227 133L223 129L221 124H223V126L224 125L226 126V124L228 125V123H230L231 120H234L237 117L236 116L237 112H235V111L239 110L238 108H241V109L245 108V107H243V108L240 107L241 106L240 105L241 100H239V98H240L241 93H239V92H242V87L241 86L242 85L245 86V84L247 82L251 81L252 78H250V77L253 76V74L256 75L255 71H258V70H254L256 68L255 64H256V61L258 59H260V56H261L259 53L256 54L257 52L254 53ZM203 52H202V56H204L206 54V53L204 54ZM54 53H55V55L57 53L59 56L58 57H54L55 56ZM79 56H81V58H79ZM169 57L170 56H168V59H166L165 58V53H164V59H166V61H164V62H166V64L168 65L167 69H166L167 65L164 64V62H163V65H160V64L156 63L155 64L156 68H154V66L151 67L152 66V64H151L150 66H148L149 70H150V68H151V70L153 68L156 70L157 67L161 68V66H163L162 67V70H163L164 66H166L165 69L163 70V73L162 72L159 73L161 71V69H157L156 70V74L159 73L158 74L159 76H160V74H162L161 76L163 77L164 72L166 71L165 74L167 75L168 69H170V71H169V73L167 75V77H168L169 75H171L170 72H171V69H172L171 68L172 66L169 68V61H171V60H169L170 59ZM208 57H210V56H208ZM77 58H78V60H77ZM108 59H110V62L108 61ZM100 60L104 61L103 62L104 64L103 63L99 64L98 61H100ZM167 60H169V61H167ZM215 60H214V63L216 64L217 62ZM249 61H252V62H249ZM105 62H108V63H106V67H105ZM111 62L112 63L114 62L115 66H116L115 70L112 69V66H114V65L110 64ZM157 62H158V60H157ZM250 63L252 65H250ZM253 63H254V66H253ZM108 64L110 66L112 65L111 68H109ZM76 66H77V68H76ZM251 66H253L252 69H250ZM70 68H72L73 70L71 71ZM74 68H76L78 71L80 70L82 73L87 75V77L91 81V86L89 88L84 89V90H81L80 88H78V90H76V91L73 90L74 92L70 93V88H69L70 85L69 84H72L71 82L73 80L75 81L74 78H76V77H73L72 74L74 76L77 75L76 73H75L76 75L74 74V72H75ZM103 68L109 69V71L112 69L111 71H114L115 74L114 75L107 74L109 71H107V70H105ZM248 69H250V71L252 70V74H250L251 72H248L249 71ZM104 70L107 73H105ZM149 70H148V72H151V70L150 71ZM70 71H71V74H70ZM174 71H175V69L173 70V72ZM152 72H153V76L155 77V74H154L155 72L154 71H152ZM205 73H206V71H205ZM172 74L174 75V73H172ZM158 75H156V76H158ZM165 77L166 76H164V78ZM172 77H173L172 79L174 80V76H172ZM115 78H117L116 81H115ZM166 78H165V80H166ZM253 78L255 79V77H253ZM200 80H202V79H200ZM253 80L251 82H255V80L254 81ZM76 82H77V80H76ZM193 84L194 83H192V85H190L191 86L190 88H193V89L189 88V90H194V85L195 84L194 85ZM236 85H239V87L236 88ZM261 85H263V84H261ZM261 85H255V86L253 85V90H254L253 92L254 93H252L253 94L252 97H254V105L252 107H256L255 104H257V105L258 104L259 105L264 104V85L263 86H261ZM200 91H201V93H200ZM131 95H133L132 98H131ZM96 96L98 98L97 100L100 102L98 104H100V105H101V103L104 104V105L102 104L104 107L98 105V106H100V108L104 109L103 112H106V110H107L106 113H108V108H106V105H110L109 107H114V109L117 110V113L116 112L113 113L114 117L118 115V111L121 112V113H119V116H120V114H122V118H121V116L119 118L121 123H120V121H119L120 124L118 123V125L120 126V132H119V127H118V133H116L117 132L116 129H114L115 133H113V129L109 130V131L106 130L105 128H107L106 127L107 125L104 124L103 122H101V120H102L101 119L102 118L101 115H100L101 118H99L101 120H97L96 122L93 121L92 117L90 116L91 113H89V110L92 109L91 103L97 102V101L94 100ZM67 97L70 98V104L69 105L67 104V102H65L66 101L65 99H67ZM93 97H94V99H93ZM90 98H91L92 102L90 101ZM100 99H101V101H100ZM137 99H136V101H137ZM197 99H199V96H198ZM169 101L171 102L172 100L170 99ZM201 102H198V103H201ZM203 102H205L206 104L203 103ZM33 103H37L38 104V106H36V107H38V110H35V111L33 110L29 114L26 113V115H25L24 112H27L28 109H26L27 107L25 108L24 106H27V105L29 106L30 104H33ZM171 103H173V102H171ZM25 104H27V105H25ZM202 104L200 106H203ZM98 106H96V108ZM236 106H238V107H236ZM132 107H133V105H132ZM134 107H136V105ZM24 109L27 110V111H24L23 112L24 114H22V110H24ZM87 109H89V110H87ZM171 109H174L173 114L176 117L171 118V116H173V114L170 112L172 114L170 116V119L176 120L177 117H178V115L176 113L177 111L175 110L174 107H170V110ZM209 109H211V110L209 111ZM224 109L225 110L228 109L227 111H228V114H230V115H228L227 112L224 111ZM232 109H234V110H232ZM177 110H179V109H177ZM229 110H230L231 113H229ZM91 111L92 110H90V112ZM73 112H75L73 115L77 114V116L82 117L80 119H82L84 121L80 120L82 122H79L78 125L76 123H75L76 125H71V124L68 125V124H66L67 122L66 123H59V125L57 124L58 126L61 127L62 130H66V129L68 130V128L70 129V132L68 130V131H66L64 133H60V132H58L59 134L56 133V135L58 134V136H55V134L52 135L48 131V129L46 128V125L48 124V121L51 120V118L56 116V117H61L62 119H65V120L69 121L68 116L70 115V113H73ZM112 112H113V110H112ZM112 112H111V115H112ZM234 112H235L236 115H234ZM170 113L168 115H170ZM134 114H135V112H134ZM209 114H207V115L209 116ZM111 115H109V116H111ZM205 116H206V114H205ZM103 117H105V116L103 115ZM114 117H113V119H114ZM74 118H77V117L74 116ZM109 118L112 119L111 117H109ZM109 118H106L108 122H109V120H108ZM251 119H253V118H251ZM251 119H250V123L252 125L250 127L251 128L250 131H251V133H253L252 131H254V130H256L258 128V126H259L258 124L259 123H258V121H256L257 119L256 120L253 119V120H255L253 122H251L252 121ZM227 121H229V122H227ZM16 122H17V124L18 123L20 124V126H21V128L23 129L24 132L21 131L20 128H18L19 130H17V131L18 132L19 131L23 132L22 134L25 133L26 134L25 137H22L21 135H20L21 136L20 137L19 136L20 132H19V134L14 132V127L16 126ZM99 122H101V123H99ZM148 122L149 121L147 120V125H148ZM102 123H103V125L101 126ZM217 123H218V125H217ZM13 124L15 126H13ZM157 124H159V123H157ZM235 124H238V123H235ZM121 125H123L122 130H121ZM142 125H144V124H142ZM147 125L145 126V129H146ZM154 125L155 124L153 123V126ZM232 125H234V122H233ZM234 126H237V125H234ZM3 127L4 128L6 127V129L2 130L3 131L2 132L1 128L3 129ZM11 127H13V128H11ZM190 127H192V126H190ZM194 127H195V125H194ZM150 128L152 130V133H154L156 130H158V129H156L157 126H155L156 130H154V128H152L151 125H150ZM227 128H229V127L227 126ZM196 129L197 128H195L194 130L196 131ZM236 129H234V130H236ZM5 130H7V131H5ZM12 130H13L14 133L12 132ZM153 130H154V132H153ZM238 130H240V128ZM86 131H87V133L92 132V134L91 135H88V134L86 135V133L83 134V132H86ZM106 131L108 133L110 131H112V132H110L109 135H108V133ZM197 131H196V133H197ZM245 131H247V129ZM54 132H55V130H54ZM156 132H158V131H156ZM206 132H207V134H206ZM210 132H212V133H210ZM160 133L164 134L163 131L161 132V129H160ZM245 133L248 134V132H244L243 133L244 136H245ZM148 134H149V132H148ZM155 135H153L155 137V138L153 137L154 140L156 139ZM197 135L198 134H196V136ZM112 136H113V139L110 140V138H112ZM134 136H135L134 137V142H133L131 150L134 153H137L138 155L140 153H142L141 151L144 150V149H146V151L148 150V152L150 151L149 153L146 152L149 155H147L146 153L145 154L148 157L151 156V158H153V156H154L155 160L154 159L153 160L152 159L149 160V161L152 160L154 162L149 164L150 165L149 166L150 167L149 172L152 171L151 172L152 174L149 173V172L148 173H149V177H151V178H153V176L156 177L157 176L156 173L159 172L160 168L162 169V167L160 165L163 166L165 164V166H167L166 165V160H165V162H163V160L166 158V156H164V158L162 159V155L159 154L160 151H159V153L157 155V151L159 150V149L156 148V147H158L157 145H156V147L155 146L154 147L153 146H147L145 143H143L142 139H139V137H137V135H134ZM129 137H130V132H129ZM243 137H240V138L243 139ZM108 138H109V142H107ZM159 138H160V136H159ZM191 138H192V136H191ZM229 138H230V140H229ZM157 139H156V141H158ZM198 140H199V137H198ZM243 140H245V139H243ZM226 142H228L227 143L228 145L224 144ZM192 144L195 145L196 142H194ZM241 144H244V143H241ZM28 146H29V148H28ZM239 146H242V145H239ZM103 147H104L105 150L109 151L107 153L112 154V156H114V157L111 156V158H110V156L107 155V153L105 154L106 151L104 149H103V151H105V152H99L101 150L100 148H103ZM185 147H188V146H185ZM193 147L194 146L191 145L190 148L192 149ZM23 148H25V147H23ZM225 148H228L227 150H229V151L225 152ZM36 149H37V151H36ZM156 149H157V151H156ZM27 150H25V151H27ZM185 150H187V149H185ZM10 152H11V150H10ZM15 152H16V150H15ZM22 152H24V151H22ZM31 152H29V153H31ZM168 152H169V150H168ZM244 152H247V151H244ZM0 153L2 154V152H0ZM7 153L5 152L2 155L0 154V158H1V156L6 157ZM151 153H154V155H150ZM27 154L28 153H26V155ZM146 155H145V157L147 158ZM160 155H161V157H159ZM252 155H249V156H252ZM239 156H236L235 158L237 159V158H239ZM141 157L143 158L142 154L140 155V159H142ZM242 157H240V160H243L244 157L243 158ZM118 158L119 157L117 156V158H116L117 160H115L116 161L115 163H117V161H119ZM149 158H147V160ZM231 158L234 159L233 157H231ZM229 159H230V155H229ZM0 160L2 161V158ZM106 161H107V164L105 165L104 163ZM167 161H168V159H167ZM234 161H236V160L234 159ZM243 161H245V160H243ZM2 162L0 163L1 165L3 164ZM68 162H70V164H71L70 166L68 165L69 164ZM208 162H209V164H208ZM214 162L215 163L217 162L219 164L216 163V165L213 166L212 163H214ZM148 163H150V162H148ZM220 163H223V165L220 164ZM58 164L59 165H68L69 166V167H67L65 169L66 171L59 167L61 170H63L60 174L65 173L64 176L60 175V179H56V178L59 177L58 176L59 174L57 172L59 170H55L54 169V167L56 165H58ZM121 164H123V163H121ZM1 165H0V167H1ZM76 165H78L79 167L76 166ZM179 165H177V167ZM165 166H164V168H165ZM3 167H4V165H3ZM9 167H11V166H9ZM243 167H244V165H243ZM56 168L59 169L58 166ZM53 169L58 174L57 175L58 177L55 178L56 179L55 181L53 179H51L52 175L49 174V173L52 172ZM252 169L254 170V168H251L250 171H253ZM4 170H2V168H1L0 172L4 171ZM167 170H169V169H167ZM180 170L177 169V171H180ZM20 171L18 173H20ZM177 171H175V172H177ZM216 171H217V169H216ZM216 171H214V172L212 171V173L214 175H217L218 173H220V172H218V171L216 172ZM247 171L248 172H246V173H248L249 179H251V178L254 179V177H255V179L256 178L259 179L258 174H255L256 170H254L255 173L254 172H250L249 170H247ZM5 172H3V173L1 172L0 173L1 174L0 177H2V174L4 175ZM15 172H16V170L12 169L9 173L8 172H6V173L10 174L11 176H14ZM182 172L185 173L184 176H182ZM27 173H29V172L27 171ZM36 173H35V175H36ZM46 173L51 175V177L49 175H47ZM104 173H106V172H104ZM154 173L156 175H154ZM159 173H161V172H159ZM166 173H168V172H166ZM224 173L225 172L223 171V174ZM20 174L18 175V180H19V178H21L22 175L24 176V172L20 173ZM98 174H99V176L96 177ZM223 174H221V175H223ZM7 175H5L4 177H9ZM76 175H73V173H72V176H76ZM174 175H176V173H174ZM31 176L32 175H31V171H30V178L33 179V177H31ZM163 177H164V175H163ZM220 177H222V176H220ZM220 177H219L218 180H215L216 182L214 184L216 186V188L214 187L215 188V192L217 191V189L219 190V192L217 191L218 192V193L216 192L217 194L215 192H214L215 194L211 193L212 196L214 195L213 196L214 198L210 197L208 199V196H207V197H205L206 198L205 201H203L204 202L203 209L205 210V211L203 210V212H206L207 215H208V216L207 215L205 216V219L203 217V221L206 220V218L208 217L207 218L208 226L211 227L209 229H214V230L218 229L217 228L218 226H216V224L219 225V223L217 221H216L217 223L215 222L214 217L219 218L221 216V215L219 216V214H222V216L220 218V220H221V219H223L222 217H223L224 213L222 212L223 210L221 211V205L222 204L218 205L217 201L227 197L226 199H227V202H228L229 206H232V208H231L232 212H230L232 215L231 216L227 215L228 216L227 218L229 219V217H230L229 220H231L232 222L234 221V222L232 223L228 219L227 220L231 224H234L236 226L235 228H237V229H239V231H241V233L238 231L239 232L238 234H242L243 232L246 233V231H247V233H249L248 229L245 228L247 223H249V222L246 221L247 219H243L242 217H238L239 216L238 213L242 214L243 216L248 215L247 212H248L249 208L245 209L246 205L245 206L243 205L244 203H243V199H242L241 193L236 190L237 189V185L235 183H233L232 181H229L230 179H233V177L232 178L229 177L230 179H228V181L227 180L223 181ZM49 178H50V180H49ZM92 178H94V179H92ZM21 179H20V183H21ZM74 179H77V178L75 177ZM78 179H77V181H78ZM180 179H178V180H180ZM58 180H60V183H58L59 182ZM48 181H50V182H48ZM64 181H65V179H64ZM197 181H199V180H197ZM55 182H57V183H55ZM72 182H74L73 179H72ZM0 183L4 184L2 181H0ZM52 183H54V184H52ZM67 183H68V181H67ZM75 183H78V182H76V180H75L73 185H76ZM80 183L81 182H79V184ZM36 184L38 185V183H36ZM50 184H52V187H51ZM79 184H77V185H79ZM119 184H121V183H118L117 185L114 184V186L111 187L109 194L107 192L108 195L106 194L107 196L104 195L102 197H101L100 194L99 195L97 193H96L97 195L93 194L92 190H89V188H88V190L91 191L90 193L88 191V195L89 196L87 194H84L85 193L84 190H86V189H84V186L82 187L84 192L81 191V189L77 190L78 197H77V195L75 196V197H77V199H75V197H74L73 201L71 200L72 203L69 202L70 205H68V202L66 201L68 207L65 206V207H67V210L64 209L63 210L64 212L62 211V213H63L62 216L65 215L64 214L65 212H68L67 213L68 217L70 215H72V216L78 217V219L81 218L82 227H81V223L79 222L80 220L78 221L80 223L79 227H81V229L80 228L78 229V227L75 228L76 227L75 225H73L74 227H72L69 223H68L69 225L67 224V226L65 225V223H61L60 224V221H61L60 217L61 216L58 218L57 214L53 213L56 216L55 220H57V221L60 220L58 223L55 222V223H57L56 225H58V224H60V225H59L58 229H57V226H56L57 230L53 232V235L51 233V235H52L51 239L48 238V241L45 240L48 243L44 244L43 246L38 241H37L38 243H35L36 241L32 240L34 238V236H33V238H31V240L34 241V242H32V241L31 242H26V237L24 238L25 241H22L21 238L23 236L21 237V236L18 235L19 237H17L16 233L18 231H16L15 229H14L15 230L14 232H16V233H9V235L7 233H3V228L1 226L3 225V226L6 227L8 225L7 222H6L8 218L6 217L7 215L4 213L3 210L7 208L9 210L10 209L13 210V212L15 211L14 210L15 207L13 209V206H15L13 203H15V202L13 200H10V201H12V203L9 204L10 206H7L1 212L2 214L4 213L6 215V216H4V217H6V219H4L6 221H4L3 223L7 224V225H4V224L0 223L1 224L0 225V235L2 236L3 234H5V236H6V234H7L8 237L7 236L5 237V240H6V238H7V240H6V242L3 241V243H2V239L1 238H3V240H4V237L3 236L0 237V239H1L0 243L2 244V245L0 244L1 245L0 246V249H1L0 253L2 251H4L2 249H7L8 248V250H9L10 248L14 247V245L17 244L18 246L16 245L15 247L19 248V250L14 247L15 250L17 249L16 251H18V253H21V252H23L25 250L26 254H24L25 256H21L19 254L21 256V258H19L20 257L19 255H18L19 257H15L16 260L17 259L19 260L18 261L19 263L15 262L16 261L15 259H14L15 261L14 260H11V261L9 260L12 263L14 262V264L15 263L16 264H25L27 261L30 264H32V262H34V264H57V262H59L58 259L59 258L61 259V257L68 259L69 264L70 263L73 264L74 262H80L81 261V257H80L81 254L82 255L88 254V251H87L88 249L80 250V246L81 245H79V244L83 242V243H85L87 245L90 244V246L87 247V248H89V255H87V257L88 256L90 257V253H92V254H94V256H96L95 253L100 249V246H102V242L105 241V243H104L105 245H103V247L105 246L107 248L106 240H111L112 239V238L109 239L110 237H106V235L110 236L111 233H114L113 231H114V228L116 226L114 212L119 210L120 208H124V209L126 208L127 209V207H129L127 210L130 211L132 209L131 207L134 206V205H130L127 202V199L132 198L131 196H128V198H126V200H125V198H120L118 200L115 199V198H117L118 194H121V193L123 194L124 197L129 195V193H130V195H132L134 193L133 192L134 188L132 189L131 185L128 186L129 183L128 184L124 183L122 186H120ZM131 184H133V183H131ZM4 185L2 187H0V189L2 188L3 191L5 190ZM19 185L20 184H18V186ZM64 185L66 187V184H64ZM83 185H87L88 186L87 183L83 184ZM15 186H16V189L17 188L18 189L21 188V185L19 187H17V185H15ZM12 187L15 188L14 186H12ZM12 187H11L9 192H11V191L15 192V190H13ZM37 187H39V186H37ZM73 188H76V187L73 186ZM73 188H71L70 190H72ZM80 188H81V184H80ZM59 189H61V190H59ZM1 190H0V192H1ZM72 191H71V193H72ZM79 191H81L82 193L79 192ZM4 192H7V191H4ZM13 192H12V194L14 195ZM19 192H17V193L19 194ZM3 193H0V197H1V195L4 196ZM74 193L71 195L72 197L75 194H77V193H75V194ZM23 194H24V192H23ZM55 194H57V193H54V195ZM62 194L64 195V193H62ZM206 194L208 195V192H206ZM49 195L50 194L48 192V196ZM22 196H21L20 199H18V197H16V196L15 197L20 202L22 199H24V198H22ZM38 196H40V194ZM51 196H49V197H51ZM209 196H211V195H209ZM260 196L258 198H260ZM55 197L58 198L57 195H55ZM60 197H61V195H60ZM64 197H65V195H64ZM68 197H69V195H68ZM68 197H65V198H68ZM253 197H255V196H253ZM2 198L3 197H1L0 199H2ZM57 198H56V201L59 199V198L58 199ZM10 199H12V198H10ZM13 199L16 200L15 198H13ZM50 199H49V201H50ZM6 200H8V199H6ZM39 200L40 199H38L37 201H39ZM256 200H258V202H259V199H256ZM260 200H261V198H260ZM49 201H47V202H49ZM51 201H52V204L55 205L53 200H51ZM59 201L61 203L63 202V200H58V202ZM229 201L232 204L229 203ZM17 202L15 203L16 205L19 204V203L17 204ZM22 202L25 204L24 201H21V204H22ZM41 202H44V201H41ZM41 202H40V204H41ZM227 202H225V199H224V203H227ZM2 203H4V202H2ZM61 203H59V206L61 205ZM66 203L64 205H66ZM155 203H157V202H155ZM220 203H222V202H220ZM12 204H13V206H12ZM56 204L58 205L57 202H56ZM64 205L62 204L63 207H64ZM4 206H5V204H4ZM26 206L24 205V207H23V205H21V209L22 208H24V209L26 208L27 210L30 209L29 207H26ZM56 206H55V209L57 208ZM229 206H228V208L230 209ZM2 207H3V204H2ZM32 207H34V206H32ZM50 207H52V206H50ZM50 207L48 206V209ZM58 208H60V207H58ZM224 208H226V207H224ZM39 209H41V208H39ZM42 209H44V208H42ZM53 209H54V207L51 208L50 211L52 212ZM9 210L8 211L5 210V211L8 213ZM27 210H26V212H27ZM58 210H55V213ZM127 210H126V212H127ZM235 210H236V213H233V211H235ZM246 210H247V212H246ZM33 211H30L29 213L27 212V215H29L31 212H32L31 214L34 215ZM38 211L41 212L42 210H38ZM46 211H47V209H46ZM60 211H61V209H60ZM225 211H227V210H225ZM15 212H17V211H15ZM120 212H121V209H120ZM35 213L36 214L34 216L35 217L38 216L37 213H39V212H37L35 210ZM122 213H123V211H122ZM250 213H251V211H250ZM2 214H0V217L1 216L3 217L4 214L3 215ZM23 214H22V217L25 216V214L24 215ZM100 214H101V217L99 216ZM216 214L218 216H215ZM228 214H229V212H228ZM9 215H8L9 216L8 222L9 221L12 222L11 214H9ZM54 215H53V217H54ZM96 215H97V217H99L100 221L102 220L100 222L98 219H96V220H98L100 222V223L98 222V224H97V222L94 223V219L96 218ZM123 215H125V213ZM58 216H59V214H58ZM67 216H65L64 218L68 219V218H66ZM232 216H235V217L233 218ZM18 217H17V219H18ZM35 217H31V223H32V218H35ZM93 217H95V218H93ZM179 217H180V219L182 218L181 216H179ZM231 217L234 220H232ZM248 217H250V216H248ZM38 218H40V216ZM38 218H36V219H38ZM92 218H93V220H92ZM224 218H225V216H224ZM21 219L22 218H19V220H21ZM42 219H40V220L42 221ZM69 219H68V221H69ZM14 220H16V219L14 218ZM19 220H17V221L21 222ZM34 221H36V220H34ZM70 221H71V219H70ZM78 222L76 221V223H78ZM15 223H17V222H15ZM33 223H35V222H33ZM223 223L226 224L225 222H223ZM223 223H222V225H224ZM20 224H21V227L24 225L22 223H20ZM220 224H221V222H220ZM13 225L14 224L11 225V228L13 227ZM18 225H19V223L16 224L15 226L18 227ZM43 225L44 224H42V226ZM8 226H10V225H8ZM25 226L26 225H24L23 227H25ZM31 226H32V224H31ZM122 226H124V225H122ZM226 226H227V224H226ZM7 227L5 229H7ZM21 227H18L19 228V232H20V228ZM23 227H22L23 230L22 229L21 230L22 231H26L25 230L26 228H23ZM45 227H46V229H44V230H46V231L48 230L47 234H49L51 228L49 227V225L47 226L46 224H45ZM13 228H15V227H13ZM141 228H143L145 231H149L150 230V226L148 224L144 225V226L142 225ZM141 228H140V231H141ZM37 229H39V226H37ZM219 229H221V228H219ZM233 229H234V227H233ZM41 230L42 229H40L39 231H41ZM4 231L6 232L7 230H4ZM8 231L10 232V230H8ZM33 231L35 232V230H33ZM46 231L43 232V233H46ZM34 232H32V233L34 234ZM217 233H219V232H217ZM47 234H45V236ZM115 234H113V235H115ZM147 234L141 235V234L138 233V237L139 238L142 237L143 239H146L145 237H147V236L149 237V235H147ZM200 234H201V232H200ZM38 235L39 234L36 233V238H37ZM135 235H136V233H135ZM198 235H199V233H198ZM242 235H244V234H242ZM126 236H129V235H126ZM126 236H125V238H126ZM248 236H250V235H248ZM105 237L107 239H105ZM111 237H112V235H111ZM207 237H208V235H207ZM18 238H20V239H18ZM125 238H124V240H125ZM142 238L140 240H143ZM46 239H47V237H46ZM128 239H130V238H128ZM20 240L23 243L22 242L19 243ZM194 240L189 241V243H192ZM78 241H80V242L78 243ZM146 241L151 242V240L150 239L148 240V238H147ZM146 241L144 240V242H146ZM40 242L42 243L41 240H40ZM113 242L114 241L111 240V243H113ZM36 244H37V247H40V245L42 247H40V249H38L36 247ZM38 244H40V245H38ZM145 244H147V243H145ZM217 244L218 243H216V245L214 244V246H212V245L209 246L208 252L205 253L204 255L207 256V257H212V259L215 258L217 249L219 250L220 248H223L221 246L224 245L221 242H220V244H218V245ZM98 245H99V248H98ZM111 245H108V246H111ZM126 245H127V243H126ZM128 245H130V244L128 243ZM184 245H186V244H184ZM226 245H224V246H226ZM66 246H68L70 248V250L72 249V251H70V253H68V251H67V253L65 252L66 249H68V248H66ZM188 246H187V248H188ZM216 246L217 247L220 246V247L217 248ZM103 247H101L100 250H102ZM182 247H185V246H183V244H182ZM36 248H37V251H36ZM106 248H104L103 251H105ZM109 248L111 249L112 246L109 247ZM90 249L93 252H90ZM8 250H5V251H8ZM41 250H42V252L44 250V253H46V254L47 253L53 254V257L55 256V258L54 259L52 258V260H51V258H49V257L46 258L47 257L46 256L45 258L47 260H45L44 257L43 258L40 257V258L44 259V261H43V260H37L39 258L38 256L34 257V256L31 255V254H33L32 251L35 252V253H41L40 252ZM112 250H113V248H112ZM28 251H30V253ZM82 251H83V253H82ZM94 251H95V253H94ZM27 252L29 253V255H31L32 258L33 257L35 258V259L33 258L34 261L32 260V262H31L32 258H30V256L27 257ZM111 252H113V251H111ZM44 253H42V255ZM128 253H129V251H128ZM46 254H44V256ZM79 254H80V256H79ZM98 254L99 253L97 252V255ZM124 254H125V252H124ZM1 255H3V254H1ZM34 255H36V254H34ZM47 255H49V254H47ZM49 256L51 257V255H49ZM150 256H151V254H150ZM1 257L2 256H0V264H1V261L3 260V258H1ZM24 257H26V258H24ZM79 257H80V261H77V260H79ZM123 257H125V256H123ZM152 257H154V255H152L151 258ZM158 257H161V256H158ZM9 258L13 259V257H9ZM163 258H165V257L163 256ZM8 259L5 258L4 259V260H6L5 262H7ZM4 260H3V262H4ZM24 261H26V262L24 263ZM63 261L65 262V260H63ZM68 261L66 260L65 264H67ZM86 261L87 260H85V262ZM158 261H159V259H158ZM158 261H156V262L158 263ZM3 262H2V264H3ZM154 263H155V261H154ZM60 264H64V263L61 262ZM215 264H217V263H215Z\"/></svg>", "mask_w": 264, "mask_h": 264}]
</instances>
